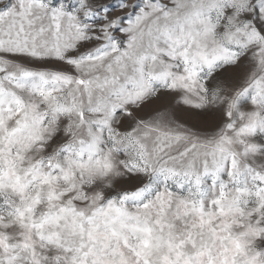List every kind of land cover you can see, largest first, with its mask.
Returning <instances> with one entry per match:
<instances>
[{
	"label": "snow or ice",
	"instance_id": "obj_1",
	"mask_svg": "<svg viewBox=\"0 0 264 264\" xmlns=\"http://www.w3.org/2000/svg\"><path fill=\"white\" fill-rule=\"evenodd\" d=\"M0 264H264V0H0Z\"/></svg>",
	"mask_w": 264,
	"mask_h": 264
}]
</instances>
